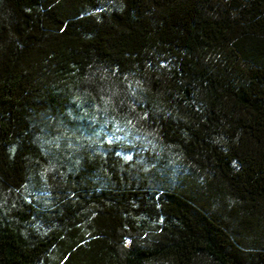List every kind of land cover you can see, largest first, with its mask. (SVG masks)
I'll list each match as a JSON object with an SVG mask.
<instances>
[{"label": "trees", "instance_id": "1", "mask_svg": "<svg viewBox=\"0 0 264 264\" xmlns=\"http://www.w3.org/2000/svg\"><path fill=\"white\" fill-rule=\"evenodd\" d=\"M0 264H264V0H0Z\"/></svg>", "mask_w": 264, "mask_h": 264}]
</instances>
